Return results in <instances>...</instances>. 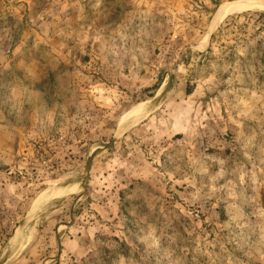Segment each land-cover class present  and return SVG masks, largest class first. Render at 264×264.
<instances>
[{"label": "rangeland", "instance_id": "374dc122", "mask_svg": "<svg viewBox=\"0 0 264 264\" xmlns=\"http://www.w3.org/2000/svg\"><path fill=\"white\" fill-rule=\"evenodd\" d=\"M243 1L0 0V264H264Z\"/></svg>", "mask_w": 264, "mask_h": 264}, {"label": "bare ground", "instance_id": "6f19581e", "mask_svg": "<svg viewBox=\"0 0 264 264\" xmlns=\"http://www.w3.org/2000/svg\"><path fill=\"white\" fill-rule=\"evenodd\" d=\"M256 3H258V1L256 0H249V1H243L240 3H234L229 5L227 11H225L226 9H224L226 6H224L223 10L221 11V9L219 10L218 16L215 18L214 23H213V27L215 26L216 23H219L226 15L232 14L234 12H237L238 10H242V9H256V8H264L263 6H259Z\"/></svg>", "mask_w": 264, "mask_h": 264}, {"label": "crops", "instance_id": "0c3cea01", "mask_svg": "<svg viewBox=\"0 0 264 264\" xmlns=\"http://www.w3.org/2000/svg\"><path fill=\"white\" fill-rule=\"evenodd\" d=\"M263 10H264V8H263ZM230 15V14H229ZM229 15H226L223 19H225L227 16H229Z\"/></svg>", "mask_w": 264, "mask_h": 264}]
</instances>
